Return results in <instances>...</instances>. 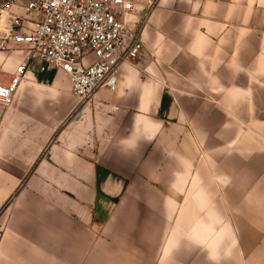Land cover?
Instances as JSON below:
<instances>
[{"label":"crops","instance_id":"crops-1","mask_svg":"<svg viewBox=\"0 0 264 264\" xmlns=\"http://www.w3.org/2000/svg\"><path fill=\"white\" fill-rule=\"evenodd\" d=\"M134 3L114 90L32 59L0 105V264H264V0Z\"/></svg>","mask_w":264,"mask_h":264},{"label":"built area","instance_id":"built-area-1","mask_svg":"<svg viewBox=\"0 0 264 264\" xmlns=\"http://www.w3.org/2000/svg\"><path fill=\"white\" fill-rule=\"evenodd\" d=\"M135 11L134 0H0V52L29 47L8 80L0 77V105H11L32 59L40 72L70 78L80 111L99 91L114 90L122 65L143 51Z\"/></svg>","mask_w":264,"mask_h":264},{"label":"rangeland","instance_id":"rangeland-1","mask_svg":"<svg viewBox=\"0 0 264 264\" xmlns=\"http://www.w3.org/2000/svg\"><path fill=\"white\" fill-rule=\"evenodd\" d=\"M0 53L9 54V53H6V52H0ZM84 62L86 63V62H88V60H85ZM4 64H5L4 60L0 61V77H6L8 75V73H6L4 71V69H3Z\"/></svg>","mask_w":264,"mask_h":264}]
</instances>
